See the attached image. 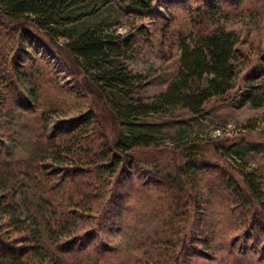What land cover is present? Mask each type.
I'll return each mask as SVG.
<instances>
[{
	"label": "trees",
	"instance_id": "obj_1",
	"mask_svg": "<svg viewBox=\"0 0 264 264\" xmlns=\"http://www.w3.org/2000/svg\"><path fill=\"white\" fill-rule=\"evenodd\" d=\"M225 3L236 1L122 0L118 11L134 22L128 32L91 28L60 43L64 26L89 8L86 2L0 0V264H102L107 259L114 264H181L186 249L195 256L227 250L264 264L261 176L228 168L217 177V167L196 143L176 146L172 153L178 158L164 171L149 152L168 148H158L154 129L143 125L149 115L177 109L202 115L207 108L236 101L264 105V80L242 73L240 37L226 27ZM169 6L185 11L184 20L178 19L182 27L174 32L170 24L176 17ZM145 19L159 29L150 32ZM157 32L161 42L169 40L178 51V65L165 89L142 102L133 98L132 88H143L145 78L124 64ZM40 38L63 54L79 82L77 90L74 85L69 92L59 80ZM79 89L91 107L75 116L60 113L69 94ZM50 113L56 116L51 123ZM206 145L213 154L219 146L237 158L245 154L239 142ZM125 177L135 179L125 182ZM118 190H123V201L157 193L156 201L165 200L167 209L162 216L150 213L156 215L155 221L149 216L153 224L139 221L134 231L124 233L122 219L130 212L123 201L117 211L112 209ZM213 197L227 212L228 224H242L221 243L211 235L212 224L206 230L211 223L206 215L201 226L195 225L196 214H205ZM206 231L205 240L200 239Z\"/></svg>",
	"mask_w": 264,
	"mask_h": 264
},
{
	"label": "rangeland",
	"instance_id": "obj_2",
	"mask_svg": "<svg viewBox=\"0 0 264 264\" xmlns=\"http://www.w3.org/2000/svg\"><path fill=\"white\" fill-rule=\"evenodd\" d=\"M121 1L122 0H83V2L88 4L89 8L80 11L77 19L64 26L66 36L59 35L57 41L64 43L69 37L74 38L79 32L91 28L101 29L107 32L111 31L117 34H125L129 31V25H132L134 22L124 18L121 12L118 11L122 9L120 6ZM234 1H236L235 5L225 3L224 10L229 14L228 20H226V27L233 29L240 37L238 48L242 51V56L244 58L242 73L247 75L249 72H253L255 75H259V78L263 81L264 0ZM169 7L176 17L170 24V31L174 32L182 27L183 22L179 24L178 19L182 18V20H184L185 11L183 9L179 10L175 6ZM159 11L162 16L167 19V12L162 9ZM164 18H157L156 21L158 23H166L167 20ZM138 23L139 22H137V24ZM142 23L147 26L150 32L159 29L160 26L157 25V28H155V23L153 21L149 22L147 19L143 20ZM151 35L152 36H149V41L146 44H140L141 53L126 59L124 64L130 73H141L145 78V86L143 85V88H141L139 84L132 88L133 98L141 99L142 102L148 101L156 93L165 89L167 83L175 74L178 65L179 53L169 44V40L161 42L158 32V37L153 34ZM40 40V44L46 51L50 64L57 71L59 80L66 85L68 90L74 87V85L77 90L79 82L71 75L68 64L62 57L63 54L61 55L58 49L48 44L43 38H40ZM240 77H242V75ZM241 79H239V83L243 86ZM240 93L241 91L238 92V95ZM69 95L71 98L66 106L68 110L62 112V110L66 108L64 107L60 113H66L68 116H75L78 112H84L88 107H91V102L87 96H84L82 89H79L78 92H71ZM49 116V123H51L56 116L51 113ZM143 125H150L151 128L154 129L153 133L158 148H168L167 150L163 149L158 151L155 149L149 152L154 164L164 171H170L171 163L178 158V153H176V156L172 153V150H174L176 146L196 143L197 145H201L199 149L204 153L205 158L217 167V177H220L222 172L228 168L230 170H232L231 168L235 170L243 169L253 171L260 175L264 183V105L253 107L248 103L242 104L236 101L233 105L219 104L215 109L207 108L202 115H192L185 109H177L173 112L161 115H149L144 118ZM211 141H218L219 145L223 146L239 142L240 145L244 147L245 154L237 158L231 154H225L220 146L215 150V154H213L211 147L206 145V143ZM135 167L137 166L134 165V168ZM219 168L222 171H218ZM139 172L140 170L135 174L137 178H139ZM233 173L235 174L234 171ZM123 177H120L119 181ZM133 178L135 179V177H130V179L125 177V182H132ZM210 180L211 179L205 182H208V184L204 186V191L207 189L208 192V190L211 189ZM119 184L120 183H118L117 187ZM120 187L125 190L124 185L121 184ZM123 190H118L119 197L112 205V209L115 211L121 207V203L124 199ZM150 193L149 198L146 197L143 200H141V197L136 196L134 200L126 199L123 201L124 205L128 204L127 209L130 212V215H128L129 217L122 219V222L126 225L124 233H127V231L131 233L136 222L139 223V221H141L146 225H151L153 221L149 216L155 221V214H160L161 216L164 214L167 209L166 201L158 202L156 201L158 199V194L154 192ZM215 198L216 197L212 198L213 201H211L209 205L206 203L207 208L205 214H196L197 216L199 215L198 217H200V219L194 222L195 225L199 224L201 226V223H203L201 218L206 215V223L207 220L211 222L207 223L206 230H209L210 228L208 225L212 224L211 235L215 241L217 239V241L221 243L223 239L227 238L228 240L232 238L237 231H240L242 224L241 226L240 223L234 226L233 224H228L227 220L229 216L227 212H224L220 208V204H214ZM150 213L155 214L150 215ZM133 215L134 217L132 218ZM114 217L115 216H113V218ZM113 226L118 233V241L121 236L119 235L120 229L117 223ZM134 229L135 227L133 231ZM207 232L208 234L210 233L209 231H206V233L201 232L199 235L200 239H204L206 237L204 234L208 235ZM217 236L221 239L217 238ZM195 246L198 247V249L201 247V245ZM224 247L231 251V248L227 244H225ZM106 257L103 259L105 260ZM245 257H242L239 253L236 255L233 253L229 254L227 250L221 249H214L213 252L212 250H208L207 254L195 256L191 250L186 249L179 261L181 264H252L250 260H245L247 259ZM102 264L114 263L113 260L107 259L103 261Z\"/></svg>",
	"mask_w": 264,
	"mask_h": 264
}]
</instances>
